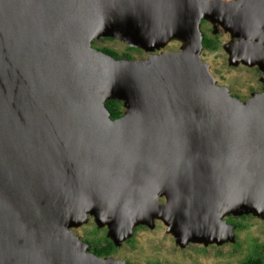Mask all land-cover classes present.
Wrapping results in <instances>:
<instances>
[{
  "label": "water",
  "instance_id": "water-1",
  "mask_svg": "<svg viewBox=\"0 0 264 264\" xmlns=\"http://www.w3.org/2000/svg\"><path fill=\"white\" fill-rule=\"evenodd\" d=\"M204 20L234 39L230 65L264 74V0H0V264H125L74 236L88 213L115 246L157 217L181 247L232 241L226 216L264 219V93L216 84Z\"/></svg>",
  "mask_w": 264,
  "mask_h": 264
},
{
  "label": "rangeland",
  "instance_id": "rangeland-1",
  "mask_svg": "<svg viewBox=\"0 0 264 264\" xmlns=\"http://www.w3.org/2000/svg\"><path fill=\"white\" fill-rule=\"evenodd\" d=\"M199 32L202 37L210 40V46L202 48L200 59L208 66L218 86L227 88L229 94L241 102L251 99L253 94L264 93V85L261 82L264 74L256 67H247L240 63L236 66L230 65L225 47L234 39L229 33L206 20L200 23ZM183 44L182 40L172 39L164 48L154 51L153 54L179 52ZM92 48L100 52L108 49L118 58L105 53L106 55L121 60H145L150 55L139 49L131 50L125 43L109 38L95 40L92 42ZM118 110L123 115L125 108L119 106ZM158 203L164 204V198H160ZM223 219L233 227V239L221 245L189 243L181 247L159 218L153 219L151 227L135 226L131 236L118 246L108 238L107 227H98L91 215H88L85 223L71 230L81 243L88 245V253L93 255V250L102 248L106 243L105 239H108L114 249L107 256L100 258H113L125 264H246L258 255L264 257V219L252 215H229Z\"/></svg>",
  "mask_w": 264,
  "mask_h": 264
},
{
  "label": "trees",
  "instance_id": "trees-1",
  "mask_svg": "<svg viewBox=\"0 0 264 264\" xmlns=\"http://www.w3.org/2000/svg\"><path fill=\"white\" fill-rule=\"evenodd\" d=\"M202 46L203 48L209 47L210 46V40L207 39L206 37H202ZM131 50H137L134 48H131ZM104 53L113 56L115 58H118L117 55L113 52H111L108 49H103L102 50ZM106 108L108 109V111L110 112V117L111 119H115V118H119L122 116L121 111L118 110L119 106H122V103L117 102V101H108L105 103ZM114 107V108H112ZM105 245L100 248V249H94L93 253L96 256H107L108 254H110V252L114 249V246L112 244L111 241H109L108 239H105ZM246 264H264V257L261 256H257V258H251V260H249V262H247Z\"/></svg>",
  "mask_w": 264,
  "mask_h": 264
},
{
  "label": "bare ground",
  "instance_id": "bare-ground-1",
  "mask_svg": "<svg viewBox=\"0 0 264 264\" xmlns=\"http://www.w3.org/2000/svg\"><path fill=\"white\" fill-rule=\"evenodd\" d=\"M154 210H153V212H155V214H154V216L153 215H151L150 216V218L152 219L153 217H156L155 215H157V214H159V211H160V209L156 206L155 208H153ZM88 215H89V213H88ZM91 215V214H90ZM149 213L148 214H146V216H140V219H139V223L140 224H142L143 222H145L146 221V218H149ZM158 218V217H157ZM225 218V217H224ZM103 220V219H102ZM108 218H106V220H104L105 222H108ZM161 220V219H160ZM216 235H213V236H210L211 238H209V239H211V240H222V239H224V241H223V243L224 242H226L228 239H227V234H225V233H217V232H214ZM204 239H208V238H205L204 237ZM203 239V240H204ZM200 240H202V239H200ZM216 244V243H215Z\"/></svg>",
  "mask_w": 264,
  "mask_h": 264
}]
</instances>
